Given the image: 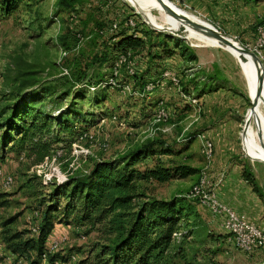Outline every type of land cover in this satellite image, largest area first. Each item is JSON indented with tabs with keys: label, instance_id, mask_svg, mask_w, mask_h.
Instances as JSON below:
<instances>
[{
	"label": "rangeland",
	"instance_id": "374dc122",
	"mask_svg": "<svg viewBox=\"0 0 264 264\" xmlns=\"http://www.w3.org/2000/svg\"><path fill=\"white\" fill-rule=\"evenodd\" d=\"M171 2L179 9L201 18L179 5V2ZM251 4L253 13L250 22L246 21L240 30L232 32L228 29L223 32L216 29L250 51L256 29L264 27V0H251ZM149 16H153L157 27L150 23ZM126 19L133 21V32H156L150 34L149 42L143 38L145 44L142 51L132 49L128 53L129 61L137 69L143 72L148 69L143 80L161 81V73L166 69L179 78V88L163 80L161 85L144 95L137 90L133 79L126 75L127 61L117 62L119 53L107 62L104 61L106 57L96 56L98 52L114 56L110 50L112 40L109 37L117 31L107 34L100 31L107 30L113 21L123 25ZM81 27V39L77 41L78 37L76 39L73 32L79 31ZM162 28L169 29L172 34L159 31ZM158 33L171 37L182 36L179 39L189 48L188 54L194 55L195 60L181 56L177 50H173L171 55L160 54V49L154 46L162 39ZM201 36L193 28L177 24L163 9L160 14L152 0H77L69 8L58 5L57 0H19L9 13L0 11V106L9 102L11 93L22 82L35 84L30 91H39L42 87L58 85L56 79L70 75L75 66L85 67L82 85L86 83L91 86L96 79L113 75L110 66L116 62L118 66L113 77L131 87V93L125 94L112 88L101 92L80 87L79 90L83 89L85 94L75 100L73 109L90 120L89 126L81 129L75 123L71 129L57 132L58 129H54L52 124L53 131L47 137L56 134L59 141L49 146L47 155L40 161L36 160L33 153L19 150L10 143L4 148L0 155V264H12L18 258L20 264H26L22 257L10 255L8 239L12 235H18L21 239L36 236L33 229L37 227L39 210L43 209L47 193L51 190L50 183H60L67 177L82 175L89 170L94 160L117 158L149 140L163 141L174 152L182 150L177 155L155 154L144 157L134 165L135 168L142 170L158 162L163 167L185 164L196 172L185 178L165 182L135 181V190L147 197L167 200L185 196L205 165L209 183H214L219 173L229 174L238 180L242 178V170L249 169L254 183L264 196V146L258 159L249 156L245 149L246 141L254 148L259 143L264 145V95L259 98V105L253 107L254 110L251 109L254 102H250L251 99L255 100L252 98L251 85L255 77L250 68H255V65L219 42L217 46H206L201 42ZM167 45L172 46L170 42ZM148 51L161 55V58L151 60ZM261 53L264 55V49ZM260 63L264 71V61ZM206 77L216 79L214 85L220 84L221 90L215 92L204 89L208 83ZM76 89H70L65 98L61 94H53L49 98L38 92L34 95L37 100L42 99L41 104L47 112L55 114L56 109L68 106ZM202 89L205 92L203 94L200 91ZM95 92L104 95L100 103L94 102L92 98ZM188 95L196 102L191 103L186 97ZM158 101L162 102L167 119L155 125L151 123V115ZM246 110V136L244 132L240 136ZM186 133L193 136L184 147L185 141L180 142V138ZM199 133H204L213 145L208 164L200 154V143L196 137ZM2 175L11 176L12 182L8 187L2 184ZM188 203L192 210L183 217L179 229L185 232V237H174L165 264L264 262L258 252L247 255L227 242L218 218L212 216L205 206L195 200H189ZM116 233L106 220L92 227L54 220L45 248L52 235L64 236L65 239L60 241L57 248L47 253L56 256L53 264H75L90 250L112 242Z\"/></svg>",
	"mask_w": 264,
	"mask_h": 264
},
{
	"label": "trees",
	"instance_id": "16d2710c",
	"mask_svg": "<svg viewBox=\"0 0 264 264\" xmlns=\"http://www.w3.org/2000/svg\"><path fill=\"white\" fill-rule=\"evenodd\" d=\"M18 1L0 0V11L4 14L9 13ZM76 2L77 0H57L58 5L67 8L72 7ZM262 21L261 24H263ZM80 32L82 27L79 31L73 32L74 37H78L77 41L81 39ZM100 32L107 34L108 31ZM151 33L156 32L149 30L140 34L133 30L129 32L128 29L121 27L117 33L109 37L112 40L110 50L114 52V56L101 52L96 53V56L106 57L104 61L107 62L112 61L117 53H129L132 49L142 51L145 44L143 38L149 42ZM158 34L162 39L158 45L155 43L154 46L160 49V54L171 55L173 50H177L181 56L195 60L194 55L188 54L189 48L183 44L180 37ZM74 37L73 39L76 40ZM167 42H170L172 46L168 47ZM147 54L151 60L161 58V55L149 53V51ZM100 61L99 59V63ZM146 71L148 72L147 68ZM146 71H140L135 67V72L129 76L140 92H144V86L147 83H154L157 80H143ZM84 78L85 67L75 66L70 75L56 79L59 82L58 85L42 87L39 91H30L35 85L33 83L22 82L18 85L15 92L12 91L9 102L0 106V155L10 143L19 150L33 153L36 160L40 161L47 155L49 146L59 141L56 134L47 137L53 131L52 124L55 126L54 129H58L57 132L69 130L75 123L81 129H86L90 120L85 119L84 115L81 116L77 110L73 109L75 100L85 94L84 90L79 88L92 87L93 91L102 92L109 87L107 84L103 87L99 86L106 80L105 78L96 79L91 86L86 83L82 85ZM206 78L208 83L203 88L207 91H216L222 87L220 84L214 85L217 83L216 79ZM73 87L77 89L70 98L68 106L56 109L55 114L47 112L41 104L42 99L37 100L34 95L38 92L49 98L53 94L56 96L61 94L65 98ZM204 89L200 90L202 94L205 93ZM101 92L93 94L94 102L100 103L104 96ZM186 93L189 92L186 91ZM192 136L191 133H186L180 138V142L185 141L184 147L190 142ZM180 151L174 152L171 146L163 141L149 140L117 158L94 160L89 170L82 175L67 177L60 183H50L51 190L47 193V200L44 201L46 203L43 209L39 210L40 219L36 227V236L21 239L18 235H12L8 239L7 249L10 253L22 257L26 264H42L43 254L45 255L44 264H53L56 256L47 253L45 242L54 220L91 227L106 220L112 230L117 232L115 238L108 244L99 245L90 250L75 264H165L166 254L175 239L174 234L180 239L185 237V232L179 230L180 222L191 212L188 201L193 199L183 195L167 200L147 197L135 190L134 182L140 180L165 182L181 179L193 175L196 170L185 164L163 167L156 162L150 167H143L142 170L135 168L134 165L144 157L155 154L177 155ZM241 173L243 180L264 205V196L254 183L250 170L243 169Z\"/></svg>",
	"mask_w": 264,
	"mask_h": 264
},
{
	"label": "built area",
	"instance_id": "2783aa9c",
	"mask_svg": "<svg viewBox=\"0 0 264 264\" xmlns=\"http://www.w3.org/2000/svg\"><path fill=\"white\" fill-rule=\"evenodd\" d=\"M171 1L177 2V0ZM133 25L134 23L131 19H126L123 22V25H120L119 23L113 21L108 25L109 27L107 28V31L115 32L119 28L123 27L131 32V30L133 29ZM211 26L215 29H218L216 26ZM262 49H264V27L259 26L256 29V36L254 39V44L252 46V52L259 58L261 62L264 61V55H262L261 53ZM116 59L118 63H124L125 61H127L125 62V73L127 76H130L135 72V66L128 59V52L124 54L119 53ZM117 66L118 64L116 62L114 63V65L112 64L110 66V69L112 70V74L114 76L116 75ZM63 72L66 73V70L63 69ZM113 75H111L109 78H106V80L99 86L103 87L105 84H107L109 88L118 89L121 94L131 93V87L124 81L121 83L118 82L117 79L113 77ZM163 80H167L171 85L179 88V78L170 70H163V72L161 73V81ZM161 81L157 80L154 83H147L144 86V92L142 93L146 95L145 93L152 92L158 85L162 84ZM89 89L92 90L93 88L89 87ZM186 97L189 98V101L191 103L196 102L193 97L190 98L189 95ZM112 119H115V116H112ZM166 119L167 113L162 107V102L158 101L156 103L155 110L151 115V123L156 125L157 123L166 121ZM83 136L85 137L86 134L83 133ZM88 137L90 138L91 135H88ZM196 137L198 138L200 143V154L205 163L208 164L212 156V142L203 133L197 134ZM206 167L207 166L205 165L204 168L200 171L196 181L190 186V189L185 196L205 206L212 216L218 218L219 226L225 234V240L227 242L247 255L253 252H258L264 260V229L248 219L244 214L237 212L235 209H233L217 197L214 190L216 184L209 183L205 172ZM1 181L5 187H8L12 182V178L9 175H2ZM36 229L37 228L33 229V231L36 232ZM174 235L176 236V234ZM64 239V236H57L53 240L51 239L48 247H46V251L51 252L55 250L60 241ZM10 255L14 257L12 253ZM42 258H45L44 254L42 255ZM19 259L20 258H18L16 261H13L12 264H20V262H18ZM261 264H264V262Z\"/></svg>",
	"mask_w": 264,
	"mask_h": 264
},
{
	"label": "crops",
	"instance_id": "0c3cea01",
	"mask_svg": "<svg viewBox=\"0 0 264 264\" xmlns=\"http://www.w3.org/2000/svg\"><path fill=\"white\" fill-rule=\"evenodd\" d=\"M177 2L222 31L240 30L246 21L250 22L253 13L251 0H177ZM219 90L221 89L216 91ZM214 183L215 193L220 200L264 228V206L243 178L234 180L229 174L219 173ZM52 237V240L56 238L54 235Z\"/></svg>",
	"mask_w": 264,
	"mask_h": 264
},
{
	"label": "water",
	"instance_id": "95a60500",
	"mask_svg": "<svg viewBox=\"0 0 264 264\" xmlns=\"http://www.w3.org/2000/svg\"><path fill=\"white\" fill-rule=\"evenodd\" d=\"M157 2L160 4V6L162 7V9L165 12H167L171 16L175 17L176 19L180 20L181 22H184L185 24H187L188 26H190L194 30L202 33L205 36H208L210 38L215 39L217 42L227 46L228 48L232 49L233 51H235V52H237V53H239L241 55H248L252 59L253 64L255 65V79L257 80V83H258V86H259V90L254 95V99L257 98V95L260 94L261 86H262V83L264 81V71H263V68L261 66L259 58L252 51L241 47L237 42L233 41L228 36L222 34L218 30L213 28L211 25H205V24H201V23H196V22L190 20L185 15L175 12L168 5V2H171V1H169V0H157ZM159 31H163V32L166 31V32H169L170 34H172V32L169 31V29H166V28H162ZM177 36L178 37H182V36H179V35H177ZM259 66H261V68H259ZM250 102L253 103L254 101H252V99H251ZM254 105L251 107V109H253ZM246 114H247V110L245 111V114H244L243 124H242V128H241L240 136L244 132V130H245L244 128L247 126L246 119H245ZM258 137H260V134H258ZM241 150H242V147H241ZM244 155L246 157H248L245 153H244ZM249 159H251V158H249ZM252 160H255V159H252Z\"/></svg>",
	"mask_w": 264,
	"mask_h": 264
},
{
	"label": "bare ground",
	"instance_id": "6f19581e",
	"mask_svg": "<svg viewBox=\"0 0 264 264\" xmlns=\"http://www.w3.org/2000/svg\"><path fill=\"white\" fill-rule=\"evenodd\" d=\"M152 3H153V6L157 9V11L162 14V7L160 6V4L157 2V0H152ZM168 5L177 13H180V14H183L185 15L186 17H188L190 20L196 22V23H201V24H205V25H209L207 22H205L204 20H202L201 18L187 12V11H184V10H181L179 9L175 4L171 3V2H168ZM167 13V12H165ZM168 14V13H167ZM170 15V14H168ZM171 16V15H170ZM172 18H174V21L181 25L184 24V25H187L185 24L184 22H181L180 20L176 19L175 17L171 16ZM149 21L150 23L154 26V27H157L158 25L155 23V20L153 18V16H149ZM188 26V25H187ZM190 27V26H189ZM196 31V30H195ZM198 32V31H197ZM199 34H201L202 36L200 37L201 38V42L206 44V46H217L218 45V42L213 39V38H210L208 36H205L203 35L202 33L198 32ZM245 58H247L250 62H252L251 58L248 56V55H241ZM252 65V64H251ZM251 70L254 72V77H255V68L253 66L250 67ZM259 68H261V66H259ZM253 86V93H252V97H254V95L257 93V91L259 90V86H258V83H257V80L254 78V82L253 84H251ZM264 95V81L262 83V86H261V90H260V94L257 96V98L254 100V108L256 106L259 105V98ZM254 110V109H253ZM251 110V111H253ZM246 130H244V136H246ZM264 145L262 144H258V147L254 148L251 144H249V142H245V149H246V152L249 154V156H251L252 158H259L260 157V150H262V147ZM263 161H264V158H263Z\"/></svg>",
	"mask_w": 264,
	"mask_h": 264
}]
</instances>
